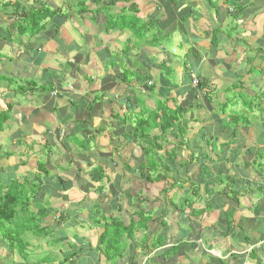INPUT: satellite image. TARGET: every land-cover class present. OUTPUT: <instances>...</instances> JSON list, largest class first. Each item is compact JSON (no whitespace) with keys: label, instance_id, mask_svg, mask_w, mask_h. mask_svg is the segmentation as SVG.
<instances>
[{"label":"crops","instance_id":"crops-1","mask_svg":"<svg viewBox=\"0 0 264 264\" xmlns=\"http://www.w3.org/2000/svg\"><path fill=\"white\" fill-rule=\"evenodd\" d=\"M79 1L3 0L67 17L29 37L0 10V210L27 203L39 230L19 254L1 227L0 264H264V111L251 135L249 114L218 105L264 104V0ZM22 81L52 91L15 94ZM177 106L183 131L162 132ZM140 211L122 255L99 244L105 221Z\"/></svg>","mask_w":264,"mask_h":264},{"label":"trees","instance_id":"trees-1","mask_svg":"<svg viewBox=\"0 0 264 264\" xmlns=\"http://www.w3.org/2000/svg\"><path fill=\"white\" fill-rule=\"evenodd\" d=\"M86 0H80L79 1V5H78V12H81L83 9V6L85 4ZM11 7V13L12 15H19L20 16V21L18 23L15 24L14 26V31L18 34V35H29L30 37H33L35 35H38L39 33H41L45 27L48 21H51L54 24L55 29H59V25L56 26L55 23L53 22V19L55 18H63L65 19L67 17V15L65 13H63V11H61V9H58L56 7V9H52L51 7L45 5L44 3L38 7L36 10H28L26 11L25 9L21 8L19 3H15V2H11V3H4L3 0H0V10H2L3 8H9ZM14 8V10H13ZM7 10V9H6ZM5 11V10H4ZM26 51L28 52H32V49H26ZM252 60V59H249ZM253 62V61H252ZM251 62V63H252ZM202 77H199V85L197 86L199 91H201L202 93H205L203 95L207 96V92H204L203 88H204V82L202 81ZM11 82V81H10ZM9 83V81H8ZM12 84V83H11ZM28 85V86H27ZM27 87L21 85L18 87H15V94H27L29 93V88L31 87L32 90L33 88H35L34 85H37V83L35 82H28L27 83ZM32 85V86H31ZM38 88L42 91V92H50L52 91V86L49 84H45L42 86L37 85ZM246 95L244 94H240L239 95V100L240 101H244L245 103V98ZM95 101H99L102 100L101 97H96L94 98ZM208 101V99H206ZM159 104H165L164 102H160ZM247 104V103H245ZM249 104V101H248ZM251 104V103H250ZM249 104V106L245 105L246 108L251 107V105ZM160 115H162L163 117L168 116V121H166V124H164V126H161L160 129L162 132H164L166 129L171 128L173 123L176 122L178 123V130L179 131H183V125L180 123V120L183 118L184 116V112H183V108H181L180 106H177L175 108V111L172 112L170 115L168 114V111L164 110L163 108L160 109ZM5 116H3V118L1 119V121H4L6 119V114L4 113ZM159 114H153L152 117L153 119H156L157 116ZM239 115V114H237ZM238 117V116H236ZM239 118L243 119V116H239ZM234 122H229V123H225L223 124L221 127V129H223V131L228 132L229 134V139L232 136H235L236 134V127L238 126V119L235 118ZM145 123H147V121L145 120ZM180 123V124H179ZM176 125V124H175ZM229 127H228V126ZM136 129H142L140 132H142L141 134L146 136V131L147 127L146 124L144 125V121L139 119V122H137L136 125ZM248 126V124H247ZM227 127V128H226ZM246 128V127H245ZM139 132V131H138ZM139 132V133H140ZM231 142V140H230ZM160 176H156L154 179L157 180L159 179ZM147 180H151L150 178ZM5 197H7V199L9 198V194L5 195ZM4 197V203L2 204L1 208L2 210H0V223L3 224L2 228L4 230V237L6 239H9L10 242H12L16 248H17V252L19 254L21 253H25V249H26V244L23 242V239H26V234L31 233L32 231L34 232V230H38V227L35 228L34 223H36V220L32 217V215H30V213L28 212L29 210V205L27 203L23 204V203H19L20 207L18 208V210H16L17 206V202L15 203H11L9 202V200H5ZM17 201V199L15 200ZM20 202V201H19ZM14 205V206H13ZM143 213L140 212H134V215L139 219L138 224H135L136 222L131 219L129 221V225L127 227L123 226L121 223L117 222V221H105L106 223L104 224L103 227V233L101 234L100 238H99V244L101 245V243H104L105 241H112V244H110L111 246L108 248L112 251V252H117V255H122V252L125 250V245L120 243V237L122 235H125L126 238L128 240L132 239L133 233L135 229H140L143 228L145 225V220L143 219ZM146 219V218H145ZM149 221H151V218H149ZM11 225L10 228H7L6 225ZM108 250V249H107ZM250 256L256 260L257 258L255 257L254 253L252 252L250 254Z\"/></svg>","mask_w":264,"mask_h":264},{"label":"rangeland","instance_id":"rangeland-1","mask_svg":"<svg viewBox=\"0 0 264 264\" xmlns=\"http://www.w3.org/2000/svg\"><path fill=\"white\" fill-rule=\"evenodd\" d=\"M23 2H29V0H22ZM18 15V14H17ZM10 19V18H9ZM14 19H16V17H14ZM138 31L140 30V32H143V30L142 29H138V28H136ZM41 33H39L38 35H40ZM37 35V36H38ZM30 37V36H29ZM35 39H38V37L37 38H35ZM24 45H26V44H28V43H26V42H24L23 43ZM170 45H172V44H170ZM168 48V47H167ZM169 49V52L171 53V56H172V58H176L178 55H179V53L178 54H172V49H176V46L174 45V46H172V48H168ZM25 84H27V81H25V82H21V84L20 85H25ZM243 97H244V95H243ZM253 97V96H252ZM245 99V103H247V104H245V105H247V106H249V104L251 105V107H249V108H245V106H244V104L241 106V107H238V108H234L235 106H236V104H228V103H226V104H223V103H221V104H218L219 106H220V109L221 108H225V106H227V109L229 108V109H231V111L232 110H234L235 111V113H238V114H249V116H248V118L247 119H241L240 121H241V123H243V124H245L246 126H241V125H239V126H237L236 127V134H235V136H232L231 135V137H230V140H231V144H235V143H237L236 141H239L240 140V138H241V136H243V134L241 133V129L240 130H238L239 129V127L241 126V127H248L247 129H250V131H249V134H254V133H252L253 132V130H254V127L251 125V123L252 122H254L255 120H258L259 118L258 117H254L253 115H255V114H257L258 113V111H261V114H263V111H264V104H256L255 105V103L256 102H259L260 101V99L258 98V97H256V96H254L253 98H250V97H247V95H246V97L244 98ZM248 101H249V104H248ZM254 103V104H253ZM241 105V104H240ZM234 106V107H233ZM226 112H229V110L228 111H226ZM258 118V119H257ZM259 121V120H258ZM225 124V123H224ZM247 124H248V126H247ZM228 126V125H227ZM263 126V125H262ZM229 127V126H228ZM227 128V127H226ZM244 129V128H243ZM262 130V129H261ZM261 138L263 139V142H264V135L262 136L261 135ZM235 141V142H234ZM87 144V143H86ZM261 151H262V149H261ZM261 155H264V152H261L260 153ZM264 158V157H263ZM263 163H264V159H263ZM43 166H44V163L42 164ZM93 195V198L91 197V195H90V198H91V200H94V199H96V198H94L95 197V194H92ZM87 200H88V196L87 197H85V199L83 200L84 202H87ZM99 204H100V202H95V206L93 205V206H91V212L93 213L95 210H98L99 209ZM16 209L18 210V207H16ZM31 215V214H30ZM33 218L35 217L34 215L32 216ZM2 225L3 224H0V229H2L1 227H2ZM48 231V230H47ZM44 235H46V234H44Z\"/></svg>","mask_w":264,"mask_h":264},{"label":"built area","instance_id":"built-area-1","mask_svg":"<svg viewBox=\"0 0 264 264\" xmlns=\"http://www.w3.org/2000/svg\"><path fill=\"white\" fill-rule=\"evenodd\" d=\"M192 83H193V86H197V81L193 78V80H192Z\"/></svg>","mask_w":264,"mask_h":264}]
</instances>
